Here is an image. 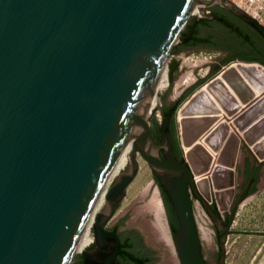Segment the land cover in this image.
Segmentation results:
<instances>
[{"label":"water","instance_id":"95a60500","mask_svg":"<svg viewBox=\"0 0 264 264\" xmlns=\"http://www.w3.org/2000/svg\"><path fill=\"white\" fill-rule=\"evenodd\" d=\"M191 47L222 53L206 76L166 106L179 67L172 52ZM227 63L256 68L249 78L264 84V23L232 0H0V264H72L131 136L128 162L95 213V247L83 250L85 264L161 259L137 228L117 231L129 211L107 225L138 173V151L159 184L182 264H208L192 192L219 228L218 264H225L232 219L225 224L210 205V185L217 189L234 180L241 137L224 115L208 135L222 165L210 178L196 180L210 155L196 145L184 157L178 131L181 122L186 142L215 119L190 114L240 108L218 79L221 71L246 100L241 77L232 68L221 69ZM166 66L170 82L161 93L163 104L154 108ZM206 81L220 105L205 89L197 90ZM157 105L162 123L155 116ZM181 114L186 116L180 121ZM234 123L264 154V94ZM248 191L235 202L233 214Z\"/></svg>","mask_w":264,"mask_h":264},{"label":"rangeland","instance_id":"374dc122","mask_svg":"<svg viewBox=\"0 0 264 264\" xmlns=\"http://www.w3.org/2000/svg\"><path fill=\"white\" fill-rule=\"evenodd\" d=\"M251 14L264 23V8L261 9L258 15L254 13ZM218 55L217 52L208 50H195L190 52L179 50L172 52V58L174 57L179 60V68L176 69L175 77L173 81H171V88L166 94L165 105L169 106L174 102L183 90L195 82L199 76H206L211 70L210 62H214ZM165 87L166 86L157 88L154 97L155 106L157 102L160 105L163 104L161 93ZM188 98L183 101V105ZM155 116L157 120L162 123V112L158 108V105L155 110ZM182 119L183 118H181L180 121ZM178 139L184 157H186L185 147L183 146L181 137V122L179 125ZM241 149V155L239 158V182L240 184H243L248 172H245L247 166L252 163L254 164L260 159L256 157L251 147L246 142L242 144ZM138 161L140 165L139 171L132 182L128 185L122 203L116 215L109 223L111 225L115 224L129 211L128 216L125 218V224L120 223V229L122 231L128 227L137 228L143 235L148 246L159 249L154 252V255L160 256L161 259L151 264H180L178 263V259V262L170 259L171 251L162 243L157 242L154 235L151 234V231L147 227L146 223L148 220L150 221V218L154 219V215L147 211L146 206L147 203L150 202L153 193L156 192L155 190L158 188L157 191H159L166 212L165 217L169 224L170 236L174 243V237L165 203L153 170L149 167L142 154L139 156ZM260 172V181L257 183L255 190L239 203L235 214H232V220L229 226L230 231L226 233V241L224 243L226 251L225 264H264V166H262ZM212 195V200L209 203L211 206H213V204L217 206L220 216L225 221L227 216L231 214L232 203L235 198L233 199L232 197H229L227 192L220 194L215 189H212ZM192 197L207 262L208 264H218L220 258L219 228L207 211L202 200L195 196L193 192ZM141 209H144L145 211L142 210L140 212ZM89 247L90 245L86 249H89ZM72 264H85L82 252L76 253Z\"/></svg>","mask_w":264,"mask_h":264},{"label":"bare ground","instance_id":"6f19581e","mask_svg":"<svg viewBox=\"0 0 264 264\" xmlns=\"http://www.w3.org/2000/svg\"><path fill=\"white\" fill-rule=\"evenodd\" d=\"M226 68H232L233 71H235L238 74L237 77H241V79L243 81V86L245 87V89L247 88V98H246V100H244V102L249 100V98L251 96L254 97L253 93L250 90L251 88H254V89L255 88H260V90L258 91V93H260L259 95L261 96V95L264 94V84L262 85L260 83H257L256 81H252L249 78V72L253 71V70L254 71L257 70L256 68H253V69L249 68L244 63H230L229 65L226 66ZM168 69H169L168 66H166L164 71H163V73H162V75H161V77H160V79H159L157 88L162 87V86H167L169 84L170 80H169V76H168ZM217 77H218V79H220L222 81L223 85L226 86L228 92L230 93V97L232 98V100H236V101L241 100V101H243L239 97V93L237 92V90L233 86L231 77L224 76L222 71L218 73ZM203 86H204V88H203ZM203 86L201 87V89L203 88V89L206 90V92H208L213 104L214 105L218 104L219 100L216 97V94L208 89L207 83H205ZM155 92L153 94V99H152V101H153L152 104H153L154 108H155V98H154L155 97ZM254 99H255V97H254ZM219 105H220V103H219ZM244 105L247 106L246 104H244ZM239 109L240 108H238L236 110V112ZM221 111H224L226 113L228 121L230 120V117H233V115L236 113V112L227 113L223 108L221 109ZM220 112H216V110L208 109L207 111L190 114V116L194 115V117H207V118L214 117L215 118L214 121L210 125L208 124L205 127H203L202 128L203 130L201 129L202 131L196 137L190 138L186 142L183 141V137H182L183 146L185 147V153L189 152L194 146L201 145L210 155V156H208V158L205 159L204 162H202L200 164V166H202V169L203 168L204 169L201 171V173H199L197 175L196 180H203L206 175H208V177L210 178V175L212 173H214V171L215 172H216V170L218 171V168L222 165L218 161V154H219L220 150H215L212 147V145H210L209 139H208V137H209L208 135L210 134L211 130L215 127L214 126L213 128H211V126L214 125L215 122H218V120L220 119V118H217V116H214V115L215 114H219ZM184 116H186V115L185 114H181V118H183ZM223 116H224V114H223ZM236 116L234 115V117L231 118V120H232L233 124L236 126L237 130L241 134V137H242L241 138V143L242 142H246L249 146H251V149L253 150L255 155L258 156L259 159L264 161V154L258 153L256 151V149L254 148V143L249 142L244 137L243 131L234 123V119H235ZM219 122H220V120H219ZM210 128H211V130H210ZM208 130H210V131L208 132ZM181 133H182V131H181ZM132 141H133V139H132V136H131L129 138V140L127 141L122 153L120 154V156H119V158L117 160V163H116V165H115V167L113 169V172L111 173V175H110V177H109V179H108V181H107V183H106L101 195L99 196V198L97 200L95 209H94L92 215L90 216V218H89V220L87 222V225H86V227L84 229V232H83V234L81 236V239L79 241V244H78L76 252H83L84 249H86L89 245H91L93 243V241L95 239V233H94V227H93L95 213L104 204L105 193L109 189L110 184H111V182L114 179V176L117 175L119 173V171H120V168L124 167L126 165V163L128 162L127 154L132 148ZM239 152H240V149H239ZM139 156H141L140 151H138V153H137V159L138 160H139ZM146 161H147V159H146ZM147 163H148V161H147ZM148 165H149V163H148ZM236 166H237V164L235 163V165L233 166V169L235 170L234 180L231 183H229L228 185H222L219 188L215 189L218 193L221 194L222 191L228 192L229 190L230 191L228 193H232L231 189L236 186L235 185V181H236ZM149 167L152 169V167L150 165H149ZM139 168H140V165H139ZM217 178H218V180L220 179V174H218V173H217ZM210 189H211L210 190L211 191V196H213L212 195V189H213L212 184L210 185ZM157 190H158V188L155 190L156 192L153 193V196L151 197L150 202L147 203V206L145 205L147 211L151 212L154 215L153 216L154 219L150 218V221L148 220V222L146 223L147 227L151 231V234L154 235L155 240L157 242L162 243L165 247H167V249H169L171 251V256L169 255L170 259H172L173 261L174 260L177 261V259H178L179 262L178 261L177 262L182 264L180 256H179V253H178V250H177V247H176V244H175V241L173 243V240H172V238L170 236L169 224H168L167 219L165 217L166 212H165V209H164L163 202L161 200L162 198L160 197L159 191H157ZM121 203H122V201H121ZM121 203H120V205H121ZM120 205L118 206L116 211L113 213V215L110 217V219L107 221V225L112 220V218L116 215ZM144 209H141L140 212L142 210L145 211Z\"/></svg>","mask_w":264,"mask_h":264},{"label":"flooded vegetation","instance_id":"af4514ba","mask_svg":"<svg viewBox=\"0 0 264 264\" xmlns=\"http://www.w3.org/2000/svg\"><path fill=\"white\" fill-rule=\"evenodd\" d=\"M180 50H182V51H184V52H190V51H195V50H208V51H213V52H217L218 54H221L222 53V49L221 48H211V47H191V48H187V49H180ZM179 51V50H178ZM230 63H228L227 65H229ZM227 65H225V66H223L221 69H223V68H225ZM179 68V67H178ZM220 69V70H221ZM219 70V71H220ZM176 71V70H175ZM219 71H217L214 75H216ZM213 75V76H214ZM212 76V77H213ZM174 77H175V72H174V75H173V79H174ZM211 77V78H212ZM210 79V78H209ZM208 79V80H209ZM207 80V81H208ZM207 81L205 82V83H207ZM204 83V84H205ZM204 84H202L197 90H199V89H201V87L204 85ZM203 88H204V86H203ZM196 90V91H197ZM196 91H194L190 96H189V98L196 92ZM189 98H188V100H189ZM187 100V101H188ZM186 101V102H187ZM242 110H240V112H241ZM236 112V111H235ZM229 122V121H228ZM231 124V123H230ZM243 143H245V142H242V144ZM242 144H241V146H240V154H239V156L237 155V159H236V164H237V166H236V181H235V187L234 188H232L231 189V191H232V193H228V195H229V197H232L233 199L235 198V200L233 201V203H232V208H231V214H229L228 216H227V219H225V221H224V223L225 224H228V222L231 220V217H232V214H233V207H234V204H235V202L237 201V199L241 196V194L243 193V191L247 188V187H249V191H248V194H247V196L246 197H248L254 190H255V188H256V185H257V183L260 181V176H261V172H260V170L262 169V166H264L263 165V160H259V161H256L254 164L252 163V164H249L248 166H247V169L245 170V172H247V175L245 176V180L243 181V184H240V182H239V158H240V155H241V148H242ZM214 189V188H213ZM226 191H222L221 193H225ZM245 197V198H246ZM213 207V206H212ZM217 207V206H216ZM238 208V207H237ZM214 209V208H213ZM219 211V210H218ZM219 216H220V212L219 213H217ZM109 225V227H112L114 224H110V223H108ZM117 231L118 232H120L121 231V229H120V223L118 224V229H117ZM95 247V239H94V241H93V243L90 245V247H89V249H93ZM153 255H154V253H153ZM148 264H151L150 262H148Z\"/></svg>","mask_w":264,"mask_h":264},{"label":"crops","instance_id":"0c3cea01","mask_svg":"<svg viewBox=\"0 0 264 264\" xmlns=\"http://www.w3.org/2000/svg\"><path fill=\"white\" fill-rule=\"evenodd\" d=\"M251 90V92L253 93V95H254V97H255V99H254V97L253 96H251L250 98H249V100H247V101H241V100H239L238 102L240 103V109L239 110H242V108L244 109L245 107H247V106H249V104H251V103H253L257 98H259V94L260 93H258V91L260 90V88H251L250 89ZM258 94V95H257ZM253 98V99H252ZM250 101V102H249ZM243 103V104H242ZM244 104H246L247 106H245ZM243 106V107H242ZM237 111L234 115L236 116L240 111ZM223 112V113H222ZM220 114V115H219ZM219 114H215L214 116H217V118H220L219 120L221 121L222 119H223V114L224 115H226V113L224 112V111H221ZM234 115H233V117H234ZM222 116V117H221ZM233 117H230V120H229V123H231V125H232V127H233V129L239 134V136L241 137V134H240V132L237 130V128H236V126L233 124V122H232V120H231V118H233ZM219 120H218V122H215L214 123V125H212L211 126V128H213L214 126H216L218 123H219ZM211 128H210V130H211ZM210 130H208V132L210 131ZM242 138V137H241ZM251 147V146H250ZM239 154H240V152H239ZM239 154H238V156H239Z\"/></svg>","mask_w":264,"mask_h":264},{"label":"built area","instance_id":"2783aa9c","mask_svg":"<svg viewBox=\"0 0 264 264\" xmlns=\"http://www.w3.org/2000/svg\"><path fill=\"white\" fill-rule=\"evenodd\" d=\"M206 2L208 0H205ZM236 5L254 14H259L264 8V0H232Z\"/></svg>","mask_w":264,"mask_h":264},{"label":"trees","instance_id":"16d2710c","mask_svg":"<svg viewBox=\"0 0 264 264\" xmlns=\"http://www.w3.org/2000/svg\"><path fill=\"white\" fill-rule=\"evenodd\" d=\"M213 208H214V211H215L216 213H219V211H218V209H217V207H216L215 204H213Z\"/></svg>","mask_w":264,"mask_h":264}]
</instances>
